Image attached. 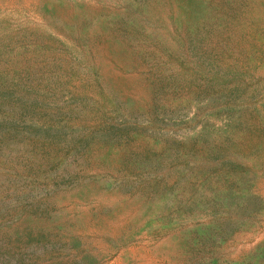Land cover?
<instances>
[{"label": "rangeland", "instance_id": "obj_1", "mask_svg": "<svg viewBox=\"0 0 264 264\" xmlns=\"http://www.w3.org/2000/svg\"><path fill=\"white\" fill-rule=\"evenodd\" d=\"M0 264H264V0H0Z\"/></svg>", "mask_w": 264, "mask_h": 264}]
</instances>
